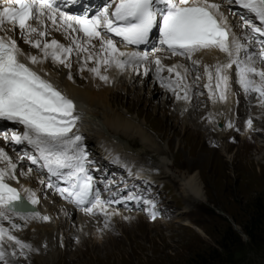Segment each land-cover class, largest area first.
<instances>
[{
    "label": "snow or ice",
    "instance_id": "6c2138e0",
    "mask_svg": "<svg viewBox=\"0 0 264 264\" xmlns=\"http://www.w3.org/2000/svg\"><path fill=\"white\" fill-rule=\"evenodd\" d=\"M73 3H76V0H64V4ZM228 3L238 5L253 17L250 19L241 16L243 24L239 25L244 29V40H247L249 45L257 36L264 37V0H228ZM158 4L163 7H158ZM221 7V4L211 3L210 0H119L114 10L110 11L108 7H104L89 17L69 15L58 0H3V4H0V33L15 32L19 29L20 38L24 43L40 49L43 53L42 57L25 53L18 46L16 39L0 35V119L13 121L24 127L22 134L12 132L10 142L22 144L26 141L32 146L35 153L25 154L31 163L39 164L43 161L40 167L47 168L51 176L63 177L69 184V187L59 189L61 196L69 199L85 214L95 215L94 209H98L105 216L104 227L107 228L111 215L116 213L106 211L104 205L108 202L101 201L98 193L92 198L91 176L85 169L86 155L80 145L82 137L72 131L79 119L74 114V103L29 65H39L44 59L51 57L65 67H71L70 61L66 62L68 56L74 50L88 51L85 44L98 40L100 53L104 58L96 62L97 65L103 63L106 66L105 71L113 66L121 71L128 68L138 69L151 59L147 52L122 51L117 47L113 36L119 37L120 43L125 47H138L146 44L153 28L158 27L161 48L154 51L163 49L170 51L172 55L184 56L191 60L193 65L200 64V61L193 59L194 54L205 49H218L227 55L225 63H217L214 66L216 91H210L209 96L214 102L227 98L228 69L235 65L238 82L245 95L257 94L261 105L264 106V70L254 66L257 59L264 63V40L259 41V53L251 52L250 47L232 31L228 17L221 11ZM48 22H51L54 30H63L67 36L76 33V37L72 39L75 49L55 39L50 42L40 39L48 35ZM80 33H83L84 39H78ZM33 35L38 38L33 39ZM241 55L246 58L242 60ZM22 56L24 60H21ZM87 59H93L92 55L89 54ZM152 63L156 66L155 74L161 80L162 86L170 90L175 91L186 78L188 69L183 68L182 74L179 70L182 66L173 65L167 68L169 77L165 83L160 76L165 70L161 59L157 56L152 59ZM88 70L108 82V76L102 75L99 67H91ZM204 71L211 80L213 72L207 65L204 66ZM148 72L149 69L145 68L144 74L147 75ZM173 72L175 80L171 76ZM183 91V96L177 92V100L189 98L186 85ZM247 123L251 127V120ZM228 126L232 127L231 123ZM4 139L9 140L7 133L4 134ZM0 162H6L7 165L0 168V220H7L13 228L18 225L12 222L11 214H16L25 221H48L50 217L41 216L36 211L26 214L20 212L23 198L17 189L6 183V177L15 178L16 164L3 148H0ZM65 169L66 175L63 171ZM48 187L55 188L56 185L49 182ZM24 191L28 194L31 204L38 203L35 191L28 188ZM152 217L155 218V213ZM5 237L11 242L9 246H16L10 253L13 257L18 254L25 256V250H33L30 244L20 241L0 227L2 264H11L7 259L9 252L4 247Z\"/></svg>",
    "mask_w": 264,
    "mask_h": 264
},
{
    "label": "rangeland",
    "instance_id": "374dc122",
    "mask_svg": "<svg viewBox=\"0 0 264 264\" xmlns=\"http://www.w3.org/2000/svg\"><path fill=\"white\" fill-rule=\"evenodd\" d=\"M240 22L243 23L241 19ZM256 43H252L255 52L261 48ZM140 71L137 70L136 82L141 76ZM194 75L197 87L201 82L197 71ZM235 84L233 89L241 101L234 106L232 127L215 138L211 133L205 136L201 132H192L190 128H182L184 122L191 125L193 121L187 119L186 113L181 115L182 118L175 117L172 112L175 107L173 91L168 95L169 101L161 106L164 92H160L159 97L149 95L147 82L139 93L140 100L136 98V86L118 101L120 111L141 123L157 147L165 149L163 155L174 174L199 172L205 201L190 202L183 197L175 179L160 173L164 170L161 164L158 165L159 158L155 153L144 150L140 157L145 164L159 168L155 172L148 171L158 185L150 192L151 198L144 199L141 208L128 210L117 206L128 212L126 221L117 223L112 220L105 228V222L98 219L103 236L97 241L91 233L97 222L81 223L82 229L76 225L79 218L76 212L80 208L74 209L71 217L64 213L61 217L52 210L56 221L62 218L63 225L60 223L53 229L52 226L44 227L47 222L39 220L41 228L37 236L44 246L42 254H37L35 245L24 241L23 234L27 231H22V236L16 238L30 244L33 250H25V256L9 254L7 259L11 264H264V108L260 106L251 110L250 103L255 101L257 94L252 93L245 98L247 95H243L244 91L237 82ZM195 92L204 95L199 89ZM193 103L190 101L187 108L194 105V111L203 113L208 110V100L204 98ZM249 113L254 127L247 129ZM201 118L199 124L207 127L211 116ZM88 123L85 127L93 130L96 123ZM203 128L202 132H206ZM1 129L0 126V132H3ZM254 135L262 139L260 143L263 145L257 146L258 140ZM126 139L141 147L140 140ZM14 153L18 154L17 151ZM19 156L22 157L21 154ZM22 168L16 171L24 170ZM45 202L44 199V216L49 217L48 208L53 206L52 200L49 206ZM107 205L113 206L112 203ZM190 225L199 228L202 234ZM83 234L85 238L82 239Z\"/></svg>",
    "mask_w": 264,
    "mask_h": 264
},
{
    "label": "bare ground",
    "instance_id": "6f19581e",
    "mask_svg": "<svg viewBox=\"0 0 264 264\" xmlns=\"http://www.w3.org/2000/svg\"><path fill=\"white\" fill-rule=\"evenodd\" d=\"M79 2H81L80 4L81 7H86L84 6V4H82L81 0H79ZM210 2L218 3L222 5L221 11H225L224 14L228 17L229 24L232 26V31L237 34V36L246 46L250 47L251 52L259 53L260 48H257V51L255 52V49H252V43L251 45H249V42L247 40H244V29L239 26L243 24L240 22L241 16H246V15L243 12H240L239 10L235 9L234 4H229L228 1L226 2L223 1L219 3L217 0H210ZM0 4H3V0H0ZM68 14L72 15L70 13ZM248 18L252 19L251 17H248ZM32 23L34 24V26H36L34 21ZM257 24L259 23L257 22ZM0 35H7V36H11L12 38L16 39L18 46L25 53H28L30 55H36L39 57H42L43 55L40 49L33 48L31 47V45L24 43V41L20 38L19 29H17L15 32L8 31L7 33H0ZM73 37H76V33H72V36H67L63 30H60V31L54 30L51 25V22H48V35L40 39L46 40L48 42H50L52 39H55L59 43L65 46H71L75 49V45L72 44ZM257 37L254 42H258L259 37L258 38ZM37 38L38 37L33 35V39H37ZM261 38H264V37H261ZM78 39H84L81 33L79 34ZM114 41L117 44V47H119L122 51H138V50H132L130 48H126L122 46L116 39H114ZM85 47L88 49V51L78 52L77 50H74L70 54V56H68L66 62L70 61L71 67H65L63 64H60L59 62H55L51 57L44 59L43 62L39 65L30 64L29 66L35 71H37L41 77L48 79L49 82H51L55 87L63 91L67 96L76 100L78 107H79V111H81V109L84 110V112L81 113L83 117H87L90 115L95 118L94 122L96 124H94V126H97L98 128L96 127V130L100 131V133L98 134L100 135V138H101V141H100L101 147L106 148V150L112 151L113 141L111 142V139H109L107 135H111L112 140H114V138H116V136L118 135H121L124 138H129L130 140L134 138L140 140L142 149H139V150L132 149L130 145L126 142L123 143V147L128 151V158L133 160V164H139L136 168L132 169V172H131L132 175H136V177H143V174H144L143 168H141L143 164L139 163L140 152L143 151V149L145 151L146 150L151 151L152 153H155V155L159 158V159L157 158L158 165L161 164V166L163 167L164 171L160 173H163L164 177L170 175L175 179V182H177V184L179 185L181 193H183L182 194L183 197H187L190 202L200 203V201H205L206 196L204 192L203 182L200 178L199 172L196 170L193 173L184 172L181 175L174 174V172H172L170 168V164L168 163L169 161L163 155L165 149L157 147V144L154 142L153 137L148 133L147 129L144 128V126L141 123L136 122V120L129 118L126 113L120 111L118 101L123 99L125 95H128L130 92L135 90L136 86H138V89H137L138 93L136 94V98L140 100V98L142 97L140 96L139 93L141 91L142 86H144V84L146 85L147 82L149 84L147 88L148 89L147 93L149 95L152 94V95H156L159 97L160 96L159 93L164 92L162 93L163 96L161 97L162 98L161 106L165 105L166 102L169 101L167 100L168 95L170 92L172 93L173 90H170L166 86H162L161 80L158 79L155 74L156 66L154 63H152V59H155V57L158 56L161 59L164 65V68H165V70L160 73V76L164 79L165 83H167V80L169 77L167 68L172 67L173 65H180L182 67L179 70L181 71L182 74H183V68L188 69L186 78L182 81L181 86L179 88H176L175 91H173L174 98H175V100H172L174 101V105H175L174 110L172 111L173 114L175 115V117L182 118L181 115L186 113L187 117H189L187 119L193 121L191 125H189V122L186 124L184 122L183 123L184 126L183 127L181 126V127L184 128V130L190 128L192 132H195V131L201 132L205 136L211 133L214 135V138L216 135H219L221 137L222 134L226 132L227 128L229 127L228 123H230L232 120V115H233L232 112H233L234 106L236 105V102L241 101L240 97L236 95V92L233 89L234 84L237 82V85H239L242 91H244L238 82L235 65H233L232 68L228 69L229 79H228L227 93H226L227 98L224 101L217 100L216 102H214L213 99L209 98L210 91L212 92L216 91L214 66L217 63H225L228 59L227 55L224 52L219 51L218 49H205V50L195 53L193 56V59L200 61V64L193 65L191 60H188L186 58H180L175 55L169 54L163 49H161L160 51H154L155 49H160L157 46L152 47L151 51L150 49L145 50L148 47V46H145L144 49L139 50V52H147L148 56L151 59L148 62H145L143 66L138 68L141 70L140 71L141 76L138 82H136V78L138 76L137 74L138 69L128 68L127 70L121 71V70H117L113 66V67L107 68V71H105L106 66L103 63H100L99 65H97L96 61L102 60L104 58L103 54L100 53V45H99L98 40H93L91 41L90 44H85ZM98 53L100 54L97 55ZM89 54L92 55L93 59H87ZM240 58L243 60L246 57L245 55H241ZM21 60H24L23 56L21 57ZM86 60L87 62H85ZM25 62L27 63V61ZM205 65H207L210 71L213 72V78L211 80H209L208 75L204 71ZM263 65L264 63H260L259 60L257 59L254 66L257 69L264 70ZM91 67H99L100 73L102 75L108 76L109 78L108 82H105L99 79L97 75L90 72L88 69ZM82 68L83 70H81ZM145 68L149 69V72L147 75L144 74ZM196 71H197V74L201 82L199 86L197 87L195 85L196 82L193 80L195 76L194 73H196ZM69 75L71 76V79H69ZM171 76L173 80L176 79L174 72L171 74ZM149 78L151 80H148ZM255 79L257 81L259 80L258 77H255ZM126 83L128 84L126 85ZM184 85H186L188 88L189 98L187 100L185 99L177 100L176 98L177 92L181 96L184 95V91H183ZM198 89L201 92H203L204 95H198V93L195 92V90H198ZM244 94L245 93H243V95ZM197 95L199 97H197ZM217 95H219V93H217ZM248 97L249 95H247L245 98H248ZM201 98L208 100V110L207 111L203 113H201L200 111L199 112L194 111L193 109L194 105L187 108V106L190 105L188 104L190 103V101L191 103H193V101H200ZM260 106L262 105L258 97H256L255 101L253 103H250L249 108L252 110L253 108H257ZM262 107L264 108V106ZM206 115L208 117L211 116V119H210L211 121L208 122L207 127L203 128L202 127L203 124L200 125L198 121L202 119L201 118L202 116H206ZM249 117H251V113L248 114V121L251 120ZM86 123H88V121H85L83 126H85ZM218 123L221 124V127L218 126ZM246 125H247V129L254 127L252 123H251V127H249L248 123ZM91 126L93 125H90V127ZM202 128L205 129L206 132H202ZM4 130L9 131L8 133L5 132L7 133L9 137L8 141H5L4 139V134H5L3 133ZM4 130H2L3 132H0V148H3L5 152L7 153V155L11 158V160L16 164V169L17 168L21 169L22 167H23L22 169H24L21 171H16L15 169V178L6 177V179L13 182L14 185L22 191L21 194L23 195V198L25 199H28V194L24 191L25 188L31 189L36 192V198L38 200V203L35 204L34 206L37 208L36 212H39L41 216H44V213H45L44 212L45 210L42 208V205H43L42 201H44L45 199L46 201L45 203H47L48 206L49 204L52 203L51 205L53 206L48 208V212L51 213V216L49 215L50 219L48 221H45L47 223L45 224L44 227L52 226V228L54 229L56 225L58 224L60 225V223L61 225H63L62 218L60 219L59 217V220L56 221V218L53 216V211L58 212L61 217L63 213L67 214L66 217H71V216H74V213H75L74 208L70 206L69 204H67L66 202L59 200L57 196L54 194V192L52 191V188H49L48 184L43 180L42 176L36 174L32 169L28 168V164L26 160L24 159V157L19 156V153L18 154L14 153L15 149H13L14 147L13 143L10 142L11 134L14 130L11 131L9 130V128L4 129ZM73 132L79 136L81 135L77 129H74ZM251 135L253 134L251 133ZM255 139L258 140L257 146L263 145L261 144L262 142L260 143L262 139H259V137L257 138L256 136H255ZM90 144H91V140L86 138L85 144H83V146H86L89 148ZM80 145L82 146V144ZM100 150L101 149L98 148V152ZM99 154L105 155V153L102 151L99 152ZM101 163L102 165H104L106 161L101 160ZM6 166H7L6 162H0V168H5ZM107 166L108 165L106 164V167ZM41 181H43L44 183H41ZM132 183L133 182H131V184ZM181 193L179 192V194ZM51 200L52 202L50 203ZM184 201L186 202V200ZM104 208L106 209L108 213H116L115 215H111L109 221L113 220L118 223V222L126 221L128 219L127 218L128 212L121 210L117 206H110V205L108 206L107 204H105ZM94 212H96L95 215H90V214H85V212L82 210H77L76 215L79 218L77 219L78 221L75 219L76 225H78V228H80L81 223L87 224L89 221H92L95 224L97 222L98 225L96 224V226L93 227L91 233H92V237L94 240L100 241L103 234L99 228V224H100L99 220H102L105 222V216L101 214V212L98 209H94ZM21 213L26 214L29 212H21ZM11 215H12L13 221L15 222L16 225H18V227L13 228L12 224H5V220H0V227H3L7 233H10L11 235L15 237L21 235L22 231L29 232V233L26 232L25 234H23L25 235L26 240L22 239L21 237L20 238L24 241H27L35 245L37 247V250H36L37 254H40V253L42 254L44 246L42 245L40 238H38L37 236L38 231H40L39 229L41 228V225L39 224L40 223L39 220L28 219L27 221H25V220L20 219L19 216H17L16 214H11ZM24 227H27V229L26 228L24 229ZM191 227L197 233L202 234L199 228L193 225ZM83 238H85L84 234L82 235V239ZM10 244L11 242L7 241L5 237L4 247L9 252V254H10V249L16 247L15 245L9 246Z\"/></svg>",
    "mask_w": 264,
    "mask_h": 264
}]
</instances>
